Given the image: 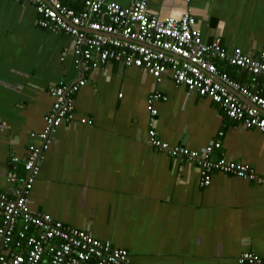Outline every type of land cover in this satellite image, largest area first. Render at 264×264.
<instances>
[{"label":"crops","instance_id":"crops-1","mask_svg":"<svg viewBox=\"0 0 264 264\" xmlns=\"http://www.w3.org/2000/svg\"><path fill=\"white\" fill-rule=\"evenodd\" d=\"M148 10L161 19L193 16L204 43L219 38L227 51L258 59L264 53V0H148ZM72 46L71 37L37 25L32 4L0 0V193L11 191L10 171L23 175L11 159H24L30 134L42 131L52 105L48 88L81 78ZM213 61L264 98L263 80L251 85L245 71ZM84 78L73 122L57 129L41 156L30 210L109 241L134 264H237L246 251L264 258V188L221 172L200 187L196 164L148 145L146 100L164 98L154 104V130L163 142L201 153L218 141L214 159L247 164L261 176L264 136L169 74L154 78L108 62Z\"/></svg>","mask_w":264,"mask_h":264},{"label":"built area","instance_id":"built-area-1","mask_svg":"<svg viewBox=\"0 0 264 264\" xmlns=\"http://www.w3.org/2000/svg\"><path fill=\"white\" fill-rule=\"evenodd\" d=\"M16 1L34 6L40 28L57 30L72 38L76 69L82 75L75 82H60L48 88L52 105L42 131L30 134L33 141L24 159H11L22 165L23 175L10 171L6 180L11 191L0 193V264H134L126 250L48 214H35L28 205L41 156L49 150L57 129L74 120L75 95L86 84L85 74L108 62L141 69L154 78L169 74L176 85L217 105L226 118L264 136V98L220 71L213 61L245 71L250 84L256 85L258 80L264 81V53L258 59L239 48L227 51L219 38L204 43L193 16L161 19L149 12L148 0H132L127 7L108 0H74L80 4L79 10L65 5L63 0ZM162 98L156 93L146 100L150 147L196 164L200 187L209 186L212 173L221 172L264 188V176L249 165L213 158L214 151L221 147L218 141L197 153L160 140L154 130V104ZM237 264H264V258L246 251L238 257Z\"/></svg>","mask_w":264,"mask_h":264},{"label":"trees","instance_id":"trees-1","mask_svg":"<svg viewBox=\"0 0 264 264\" xmlns=\"http://www.w3.org/2000/svg\"><path fill=\"white\" fill-rule=\"evenodd\" d=\"M220 71H223V72H226L225 70H223L224 68L223 67H219ZM232 78V77H231ZM19 175V174H18ZM21 176V175H20Z\"/></svg>","mask_w":264,"mask_h":264}]
</instances>
